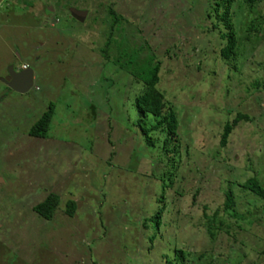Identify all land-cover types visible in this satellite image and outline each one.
<instances>
[{
    "label": "rangeland",
    "instance_id": "1",
    "mask_svg": "<svg viewBox=\"0 0 264 264\" xmlns=\"http://www.w3.org/2000/svg\"><path fill=\"white\" fill-rule=\"evenodd\" d=\"M210 4L0 0V264H166L180 247L191 255L182 264H264V198L241 187L255 177L264 188V89H255V81L264 85V1L228 10L241 38L234 70L219 55L225 31L206 18ZM108 9L120 17L111 30ZM76 11L85 12L82 22ZM107 38L109 59L138 50L160 63L155 88L178 119L173 175L164 134L144 144L138 125L155 121L137 124V85L102 61ZM9 66L32 70L26 93L1 82ZM50 103L45 137L30 138ZM235 113L249 121L221 147L220 129ZM169 176L176 184L164 190L161 225L148 243L142 218L160 206ZM227 191L233 209L222 208ZM49 194L58 202L47 221L32 207ZM215 210L223 224L212 240L203 214Z\"/></svg>",
    "mask_w": 264,
    "mask_h": 264
},
{
    "label": "trees",
    "instance_id": "2",
    "mask_svg": "<svg viewBox=\"0 0 264 264\" xmlns=\"http://www.w3.org/2000/svg\"><path fill=\"white\" fill-rule=\"evenodd\" d=\"M262 1L264 0H212V4H210L209 6V12H207L208 14L205 15L206 18H209L210 14H212L217 19V21H220L223 24V29L225 33L221 32L219 34V38L220 41L224 42V45L222 46V48L219 49V55L223 62L228 65H231V70L235 69L233 59L236 57V53L234 50L236 49L238 40H240L241 38H236L235 31L229 18L228 10L234 2H237V5L253 7L258 5ZM107 14L108 18L110 19V26L108 25V27L111 30L114 25L119 23L120 17L115 14L111 9H108ZM211 26L212 29L218 28V24L216 22ZM246 31V33L255 32L254 27H252L251 25L247 27ZM107 39L108 40L105 43L104 48H102V56H104L102 58V61L103 63L111 61L112 65L117 67L119 70H122V72H124L128 77L131 78V82L137 85L138 93L136 94V91L134 92L135 95L133 97V102H131V106L133 105L132 107L135 110V113L138 115L137 124L141 120L148 119L149 117L154 119L155 121V123L150 127H143L138 125L139 131L142 135V139L144 141V144L146 143L148 145H152V133L159 132L161 134H164V137L162 139V151L168 157V168L173 170V172H168V174L171 173L173 175L175 168L173 164L175 161V157L179 152V145L177 142L176 135L178 119L177 114L174 113V111L165 104L164 97L158 91V89L155 88L159 80L157 77V73L159 70L160 63L157 61L154 62L153 56H144L142 58L138 50H135V53H132V55L129 56L126 61L121 60V55L118 56V54L117 56L112 57V59H109L106 55L109 51V38ZM139 48H142V46L139 45ZM139 79H142L143 82L141 83ZM255 84V89H264L263 84H260L256 81ZM53 109L54 106L50 103L41 115V117L34 123V125L28 131V136L30 138L43 139L45 137L49 129L50 120L53 115ZM247 121H249V117L247 115H242L239 113H235V116L233 115V117L230 119L227 118L220 129V133L218 136V144L221 147H224L227 143L228 137L232 134L233 129L240 123ZM172 178L173 177L169 176L166 179H162L165 183L164 185H162V191L160 192L159 197L155 200L157 203H160V206L155 210V212L150 214L148 217L142 218L143 226L146 229L147 227H150V230L152 232L151 236L147 238L148 243H151L156 237L157 229L161 225L160 215L164 207V190L167 187L172 188L176 184V182H174ZM241 187L243 190L248 191L253 196L260 197L262 199L264 198V188L259 185L258 180L255 177H252L245 181ZM178 194L181 197V195H183V192H179ZM223 197L224 199L222 203V208L233 209L234 203L231 193L227 191L223 195ZM57 202L58 197L56 195L49 194L43 199V201L33 206L32 211L40 218L48 221L51 219L52 214L56 209ZM74 207L75 204L72 201L66 202L64 213L67 216H71L74 212ZM203 216L205 217L206 221L204 224L205 234L208 238L213 240L216 233L215 231L220 230L219 226L223 224V222L219 219V211L215 210L212 212L211 215L207 216L203 214ZM190 258L191 255L186 253L182 247L174 248L172 250V256L170 258H165V263L182 264L183 261H187ZM125 261L127 262L128 259H125Z\"/></svg>",
    "mask_w": 264,
    "mask_h": 264
},
{
    "label": "water",
    "instance_id": "3",
    "mask_svg": "<svg viewBox=\"0 0 264 264\" xmlns=\"http://www.w3.org/2000/svg\"><path fill=\"white\" fill-rule=\"evenodd\" d=\"M77 21L82 22L85 17V12L76 11L74 13ZM6 77L1 82L11 91L24 94L32 86L33 72L30 68L13 70L11 66L7 68Z\"/></svg>",
    "mask_w": 264,
    "mask_h": 264
},
{
    "label": "built area",
    "instance_id": "4",
    "mask_svg": "<svg viewBox=\"0 0 264 264\" xmlns=\"http://www.w3.org/2000/svg\"><path fill=\"white\" fill-rule=\"evenodd\" d=\"M25 68V66H21V69H24Z\"/></svg>",
    "mask_w": 264,
    "mask_h": 264
},
{
    "label": "clouds",
    "instance_id": "5",
    "mask_svg": "<svg viewBox=\"0 0 264 264\" xmlns=\"http://www.w3.org/2000/svg\"><path fill=\"white\" fill-rule=\"evenodd\" d=\"M26 68V67H25ZM19 69H21V66H20V68Z\"/></svg>",
    "mask_w": 264,
    "mask_h": 264
},
{
    "label": "flooded vegetation",
    "instance_id": "6",
    "mask_svg": "<svg viewBox=\"0 0 264 264\" xmlns=\"http://www.w3.org/2000/svg\"><path fill=\"white\" fill-rule=\"evenodd\" d=\"M19 68H20V66H19ZM17 69V68H16Z\"/></svg>",
    "mask_w": 264,
    "mask_h": 264
}]
</instances>
